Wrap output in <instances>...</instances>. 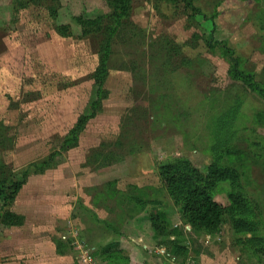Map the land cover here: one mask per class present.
<instances>
[{"label":"rangeland","instance_id":"rangeland-1","mask_svg":"<svg viewBox=\"0 0 264 264\" xmlns=\"http://www.w3.org/2000/svg\"><path fill=\"white\" fill-rule=\"evenodd\" d=\"M169 166L201 173L219 230L185 221ZM4 179L24 184L0 201V264H80L76 242L96 264H140L121 243L148 238L157 264H264V0H132L127 18L109 0H0Z\"/></svg>","mask_w":264,"mask_h":264},{"label":"trees","instance_id":"trees-1","mask_svg":"<svg viewBox=\"0 0 264 264\" xmlns=\"http://www.w3.org/2000/svg\"><path fill=\"white\" fill-rule=\"evenodd\" d=\"M32 3H38L40 0H31ZM44 1V0H43ZM178 2L179 0H174ZM110 4L114 8V12L120 18H127L130 15L132 9V0H109ZM51 16L55 17L57 15V8H51ZM221 44L218 41L209 42L211 47L215 48ZM226 56L230 59L232 67L236 72L238 78H242V75L245 73L239 71L237 68L239 67V63L235 54L230 48L225 47ZM252 88L259 89L255 84H251ZM172 166L166 167L162 170V176L167 178V187L176 202L179 204L180 210L186 222L190 223L194 228L200 231L207 232H215L219 230V228L223 225L225 221L226 210L223 208L221 204H219L214 196L211 194L209 187L205 184L204 179L201 178L200 172H196V170L192 167L188 169L187 172H181L177 176L172 174ZM230 170H216L212 172V175L215 177L216 181L231 179L232 174ZM170 174H172L170 176ZM199 178L201 179H198ZM23 180H13V179H4L0 183V201L3 202L4 207H9L15 201L17 195L21 191L23 187ZM245 202V201H244ZM239 206L233 209V213L235 217H241V219H237L234 221L233 227L235 232L238 235H246L252 233V228H250V222L246 215V206L239 204ZM243 206V207H242ZM13 214V213H12ZM8 213L7 210L4 214V219L7 221V216L12 217L13 215ZM157 218L152 215L151 221L153 222L154 227H156ZM17 225H20L19 222H14ZM183 245V244H182ZM178 246H169L166 247L168 253L178 258H183L181 256H186L188 247L186 245ZM175 250H180L179 255L173 254ZM186 258V257H185ZM183 258V259H185Z\"/></svg>","mask_w":264,"mask_h":264},{"label":"crops","instance_id":"crops-1","mask_svg":"<svg viewBox=\"0 0 264 264\" xmlns=\"http://www.w3.org/2000/svg\"><path fill=\"white\" fill-rule=\"evenodd\" d=\"M143 214L145 215V213H143ZM143 214H141V215H143ZM140 217H143V216H140ZM140 217H136L135 219L137 220ZM136 220H133L129 224L133 223L132 224V226H133L135 224V221ZM147 222L148 221H146V223ZM138 223H139V221H138ZM149 226H150V224H149ZM121 244H122V247L124 249L131 250V253L129 255L131 257L133 256L136 259L137 263H140V264L143 263L144 264L147 261V264H148V262L150 264H157L158 263V260H161L160 258H155V257L152 256V252L154 251L152 249L157 248V247H155L157 245L155 243H151L149 238L145 242L134 241L133 243L124 240V241H122ZM162 247H164V246H162ZM189 248H191L190 245H189ZM202 256L203 255L200 256V263L199 264H206V261H205V259ZM11 260L13 261V264H20L21 262H23V264H39V262H36V263L31 262L30 263V262H27V261L22 260L21 258H16V257L15 258H12ZM64 261H65V259H64Z\"/></svg>","mask_w":264,"mask_h":264},{"label":"built area","instance_id":"built-area-1","mask_svg":"<svg viewBox=\"0 0 264 264\" xmlns=\"http://www.w3.org/2000/svg\"><path fill=\"white\" fill-rule=\"evenodd\" d=\"M64 238H67V236H63ZM75 245L77 246V249H79V256L78 259L80 261V264H96L95 263V256L94 252L88 247V245H81L79 242H76ZM160 252L162 254L166 253V248L161 247ZM172 260H175V257H172ZM187 264H196L195 261H192L191 259L188 260Z\"/></svg>","mask_w":264,"mask_h":264}]
</instances>
